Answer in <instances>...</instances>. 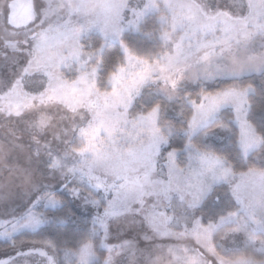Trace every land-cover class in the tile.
Masks as SVG:
<instances>
[{
  "label": "rangeland",
  "instance_id": "obj_1",
  "mask_svg": "<svg viewBox=\"0 0 264 264\" xmlns=\"http://www.w3.org/2000/svg\"><path fill=\"white\" fill-rule=\"evenodd\" d=\"M13 1L0 0V81L19 78L23 84L17 81L11 97L0 87V197L10 194L0 198V241L32 231L14 225L39 188L65 193L72 207L90 221L92 236L99 238L98 249L104 252L97 256L88 243L65 264H150L157 258L158 264L197 260L199 264H264V258H252L253 254L264 257V230L259 227L264 223V177L260 172L233 174L219 183L215 195L224 209L237 216L210 235H199L193 231V213L178 200L179 191H194L205 180L194 146L189 160L187 130V143L176 152L170 167L166 143L160 142L164 139L156 129L157 109L130 115L142 94L173 102L179 93L197 85L213 86L264 73V0H30L32 21L18 29L6 23ZM151 15H157L163 27L159 39L164 52L147 64L130 56L121 40L136 34L138 25ZM42 33L49 39L36 53L35 43ZM91 36L118 44L124 56L123 67L108 78V91H99L96 84L100 52L84 51L82 43ZM225 40L227 45L218 43ZM222 48L226 50L221 54ZM205 52L216 55L206 62ZM169 58L174 68L169 67ZM30 60L33 63L28 66ZM217 65L226 69L222 78L192 79L195 73L203 77L205 71L214 72ZM190 107L189 123L195 115L191 103ZM225 109L233 114L230 107ZM233 124L240 151L242 129ZM214 131L220 139L202 135V143L225 147L227 131ZM260 151L258 146L249 149L258 163L264 161ZM141 186L158 193L165 205V195L171 197V206L159 209L170 220L153 216L146 223L143 213L137 214ZM124 190L128 195L117 199ZM143 199L145 211L151 212L157 196ZM40 207L44 205L35 211ZM195 216H202L201 209ZM94 217H98L95 223ZM209 222L203 217L204 226ZM29 251H44L56 263L50 248L19 243L0 248V264L9 258L13 259L9 264H32L34 257L22 256ZM228 253L241 256L225 257Z\"/></svg>",
  "mask_w": 264,
  "mask_h": 264
},
{
  "label": "trees",
  "instance_id": "obj_2",
  "mask_svg": "<svg viewBox=\"0 0 264 264\" xmlns=\"http://www.w3.org/2000/svg\"><path fill=\"white\" fill-rule=\"evenodd\" d=\"M163 27L157 22V15L147 16L138 25V32L134 35H125L122 37V43L128 51V54L137 60L144 63L152 64L157 61L163 54V44L160 42V34ZM84 51L95 53L99 51L97 58L98 67L96 73V84L99 91H108L107 81L118 69L123 67L124 56L120 51V46L112 42H102L98 36H91L85 42ZM97 63V62H96ZM232 85L241 90L249 89L250 93L246 97L247 109L250 105L249 119L256 124L257 128L264 132V73L258 76H247L240 79L224 80L213 86L197 85L189 90H184L179 93L173 102H167L161 97L153 95H140L135 99L130 115L132 117L142 116L154 109H157L156 129L159 135L167 141L165 152L175 150L181 152L187 143V138L184 136L189 120L192 116L190 102L199 101V93H214L218 89ZM232 112L229 109H224L219 114V121H223L229 126L227 131L228 138L225 147H219L216 144L207 146L201 141L202 133L196 134L190 143L199 148V152L208 155L228 156L235 164L233 174H241L255 169L258 172H264V161L256 162L254 160L255 152L249 155L247 162L241 159L240 151L237 146L238 131L232 122ZM213 130L217 129L216 123H212ZM264 156V150L260 149ZM183 156L178 157V164H183ZM218 194L216 190L213 195L205 201L204 207L201 208V215L205 222H214L218 218V214L228 212L222 207L220 199L219 204H215L214 200ZM54 196L62 201L61 206L53 208L40 207L37 212L43 213L45 223L39 230L22 231L10 239L0 241V248L10 247L19 243L39 244L50 248L55 252V259L50 258L51 264H65L70 255L77 251L78 248L85 244H91L97 256H103L102 251L98 249L99 238L92 236L94 230L90 221L81 216L71 205L69 197L63 192H56ZM261 236V235H260ZM215 243V241H213ZM241 254V253H240ZM237 253H228L224 256H241ZM23 256V254H22ZM32 264H48L46 259L39 258L35 255ZM20 257V256H17ZM16 257V258H17ZM254 260H261L262 257H255ZM32 260V259H31ZM13 261V260H12ZM98 264V263H96Z\"/></svg>",
  "mask_w": 264,
  "mask_h": 264
},
{
  "label": "snow or ice",
  "instance_id": "obj_3",
  "mask_svg": "<svg viewBox=\"0 0 264 264\" xmlns=\"http://www.w3.org/2000/svg\"><path fill=\"white\" fill-rule=\"evenodd\" d=\"M46 7H50V5H46ZM49 37L46 33H42L40 38L36 40L35 43V52L39 53L44 46L47 44ZM218 43L227 45L228 41H219ZM15 47V46H13ZM225 48L221 49V54L223 51H225ZM216 55L215 52H205L203 56L204 61H210L212 56ZM33 61H29L28 66H31ZM169 67L174 68V62L172 58H169ZM264 67V65H262ZM178 70V69H177ZM163 71V69H161ZM25 72H27V66L25 68ZM226 72V69L220 65H217L214 72H208L205 71V74L203 77L200 76L199 73H195L192 76V79L196 80L197 82L200 79H216V78H222L224 73ZM17 80H13L11 82H3L0 81V87H3L7 90V94L9 97L12 96V93L14 92V85L17 84ZM19 83L22 85L23 81L19 80ZM173 89H175V82H173ZM247 89L241 90L235 86L228 85L221 89H218L214 93H205L200 92V102L197 103L195 100L189 101L191 105L195 109V115H193L191 122L188 125L187 133L189 136V140H191V137L193 134L202 133L204 138H208L211 134L217 139H220L219 136L216 135L215 131L212 129L211 124L216 123L217 128L220 131H229V126L225 124L223 121H217L219 120V114L220 112L230 107L233 111L232 116V122H234L236 125L240 126L242 129V140L240 142V156L241 159L245 162L249 159V149L256 148L257 146L259 149L264 150V132L260 131L256 124L253 123L249 119V113H250V105L248 106V109L245 110V106L243 103L244 97L247 93ZM171 95L169 96V99H171ZM161 143H167L166 140L160 141ZM187 149L190 153L189 160H191L193 157L191 155V152L193 150V145L189 143L187 145ZM159 151V150H158ZM197 158L201 161L203 168L201 174L205 176V180L200 182L194 191L188 190V191H179L178 192V200L180 202V205L184 208L185 211H189L193 213L194 216V228L193 231L196 232L199 235H210L211 232L215 229H218L219 227L231 223L237 216L236 212L228 211L223 214H218V218L215 222H209L207 226H204L202 223L203 217L202 216H195V213L198 209H201L204 207L205 201L208 197L212 196L213 192L215 191L216 187H218L219 183L221 181H226L229 176L233 175L235 170V164L234 162L226 155L220 156V155H208V154H202L199 152V148H196ZM176 157L175 150L168 153L167 159L169 161L170 167L174 163ZM250 171H255V169H250ZM260 175L264 177V172H261ZM153 183L156 184H164L163 181H154ZM99 188L100 185H97ZM123 187V186H122ZM127 196L128 193L126 190H124L123 193L118 192L117 193V199L120 198L121 195ZM233 194H235L233 192ZM10 195L9 193H5L3 197L0 198H7V196ZM144 195H156L157 199L156 201L151 205V212L145 211L144 205L146 204V201L143 199ZM165 199H167L168 204L165 205L162 203V201L159 198L158 193L153 192H146L143 189V186H141V191L139 193V204L141 205L140 212L137 214L143 213L144 219L146 223L150 220L153 216H164L166 220H170V217H166V214L164 212L159 211L162 207H168L171 206V197L165 195ZM94 205H99V201L93 199L91 201ZM215 204L220 203L219 196L215 197L214 200ZM41 204L44 205L45 208L51 207L53 209L61 206L62 201L57 199L53 193L50 191H41L39 188L35 189V198L32 200L29 207L25 210L24 214L21 218H19L16 221V224L19 226L20 229L23 230H32L36 231L39 230L40 227L43 226L45 223V217L43 213L35 211L38 206ZM98 219V217H94V223ZM3 226V225H0ZM259 227L261 230H264V223L260 224ZM10 259V258H9ZM50 259V258H49ZM159 258H157V261H151L150 264H158ZM51 264V262H50ZM193 264H199V261H194Z\"/></svg>",
  "mask_w": 264,
  "mask_h": 264
},
{
  "label": "water",
  "instance_id": "obj_4",
  "mask_svg": "<svg viewBox=\"0 0 264 264\" xmlns=\"http://www.w3.org/2000/svg\"><path fill=\"white\" fill-rule=\"evenodd\" d=\"M33 8L30 0H15L8 6V14L6 17V23L13 29H18L26 26L32 21ZM35 255L39 258L46 259L50 264L51 260L41 251H29L23 253V256ZM13 259L6 260L1 264H9Z\"/></svg>",
  "mask_w": 264,
  "mask_h": 264
}]
</instances>
